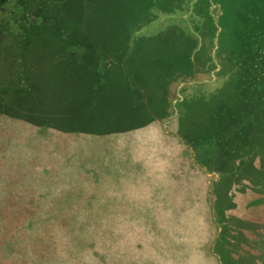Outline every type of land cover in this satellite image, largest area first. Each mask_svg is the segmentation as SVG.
I'll use <instances>...</instances> for the list:
<instances>
[{"label": "rangeland", "instance_id": "rangeland-1", "mask_svg": "<svg viewBox=\"0 0 264 264\" xmlns=\"http://www.w3.org/2000/svg\"><path fill=\"white\" fill-rule=\"evenodd\" d=\"M197 1L0 0V264H162L159 230L180 218L185 190L215 224V202L240 219L225 235L230 263L264 264V13L246 42L254 73L218 26L211 78L180 83L171 110L130 70L144 38L199 40L194 24L211 27L222 0L195 13ZM234 66L246 82L226 81L209 106L204 84ZM222 105L230 134H250L215 157L202 138Z\"/></svg>", "mask_w": 264, "mask_h": 264}, {"label": "trees", "instance_id": "trees-1", "mask_svg": "<svg viewBox=\"0 0 264 264\" xmlns=\"http://www.w3.org/2000/svg\"><path fill=\"white\" fill-rule=\"evenodd\" d=\"M133 1V3L139 4L147 3L149 0ZM208 5V0H198L194 4L195 13L203 12L204 9L208 8ZM218 9L215 8L212 11V15L209 14V18L212 21L211 27L202 24L201 20L194 24V30L199 33V40L184 37L174 32H167L159 36H149L139 43V48L134 50L132 61L139 60L140 62L138 61L139 64L135 61L132 62L134 65H132L133 68H130V70L136 74V84L142 87L143 91L141 92H144L146 97L157 92L156 94L160 95L169 104L168 107L171 110L172 101L176 98V95H173L176 94V89L180 83L198 79L204 80L206 77L210 79L211 76L208 72L214 68V65L208 55L214 46L213 39L218 26L221 27L218 44H222L230 51L232 50V54L238 57V60H247V63L243 64L244 69L247 70L244 72V76L248 77L249 73H254L249 65L252 67L255 65L250 62L251 56L248 50L245 51V49H247V36L252 26L250 20H258L260 14L264 13V0H222ZM220 11H223V13L215 21V16ZM256 11H258L257 16ZM238 32L241 33L240 36H237ZM142 44L146 50L143 49ZM144 57L146 59L143 61ZM218 63H220L219 60ZM234 67L237 70L236 74L235 69L226 75L220 72L213 81L204 84V89L210 90L206 97L203 98L204 102L208 103L209 106L224 97L226 81L234 79L239 81V79H242V81L246 82V79L243 78V67L240 72L236 66ZM238 72L239 75H237ZM186 87H194V85ZM217 87L221 89L217 90ZM239 88L240 86L238 85L235 92L237 98L241 95ZM181 92L184 91L181 90ZM148 107L150 109L152 105ZM225 111L226 105H222L217 111L210 112L209 110V116L206 118L207 123L208 121L210 122V127L213 130H210V127L206 128L207 131L202 140L212 145L213 156L215 157H225L229 152L239 150L243 136H249L250 134L249 128L241 129L237 136L230 134L237 129L229 123V117H226ZM228 134L231 138H229ZM244 165L245 163H241L240 169ZM228 175H224V181H229ZM133 179V185L136 188L140 185V182L137 176ZM179 197L184 198L180 209V218L176 222L171 221V223L168 222V219L164 225H161V230H159L161 232V248L160 252H158L160 254L159 258L162 259V264H218V257L223 264H232L230 261L233 262V258L228 254L226 245L224 246L225 235L229 238L232 229H234V224L237 225L240 219L223 214L220 204L215 202L214 208L217 221V224H215L210 214V207L208 209L209 212L206 214V208L202 207L199 198L194 201L192 192L185 190L183 195L181 191ZM217 225H220L221 232L212 250L211 247L217 232ZM261 241L264 244V239ZM213 253L217 256H214ZM247 256L249 257V255Z\"/></svg>", "mask_w": 264, "mask_h": 264}, {"label": "water", "instance_id": "water-1", "mask_svg": "<svg viewBox=\"0 0 264 264\" xmlns=\"http://www.w3.org/2000/svg\"><path fill=\"white\" fill-rule=\"evenodd\" d=\"M218 233H219V230H218V232H217V235H218ZM212 248H213V246H212ZM219 264H222L221 261H220V259H219Z\"/></svg>", "mask_w": 264, "mask_h": 264}]
</instances>
